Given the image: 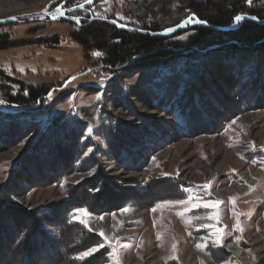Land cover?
Returning <instances> with one entry per match:
<instances>
[{
	"label": "rangeland",
	"instance_id": "1",
	"mask_svg": "<svg viewBox=\"0 0 264 264\" xmlns=\"http://www.w3.org/2000/svg\"><path fill=\"white\" fill-rule=\"evenodd\" d=\"M4 1L0 0V7L10 10L0 11V18L38 11L57 0H12L18 3L12 5H5ZM84 1L71 0L73 4ZM161 1L95 0L88 9L90 16L113 18L135 27L164 20L169 27L189 15L180 0ZM254 3L257 2L254 0ZM63 21L25 20L0 24V35L19 43L0 49V100L4 101L0 104V139L5 141V146L0 148L3 199L22 209L19 210L22 214L32 209L46 211L50 216L43 229L52 239H57L59 227L54 223L59 219L50 206H58L67 199L65 191L69 184L101 186V195L95 203L103 204L108 211L100 214L86 208L70 211L73 221L85 228L79 222L85 219L87 231L95 235L96 239L83 251L97 249L89 255L95 261L91 264H99L101 254L107 264H117V260L119 264H264V249L260 250L264 235L255 230L264 231V132L261 131L264 105H261L262 92L257 94L246 89L249 85L252 89L260 87V82L264 88V49L259 48L256 53L255 50L217 51L212 53L211 59L174 60L146 69L115 72L100 65L102 55H93L99 51L84 50L74 41L71 33L77 30L76 25ZM192 33L186 30L175 39L185 41ZM208 50L214 51L212 47ZM230 58H235L234 62ZM233 63L239 65L237 76L233 73ZM255 76L258 85L251 81ZM161 83L174 93L184 91L190 97L184 103L193 104L181 106V112L176 109L173 113L172 108L165 110L162 103L154 104L151 95L154 98L157 95L149 85L159 87ZM28 86H46L50 90L43 101L34 104H15V107L6 102L8 95L24 94ZM239 94L247 95L253 107L244 108ZM165 97L158 101L164 102ZM64 112L85 123L84 138H90L91 145L88 144L81 155L73 153L72 149L77 151L73 138L66 140V147L61 149L54 139L55 130L61 136L63 125L68 124V121L56 123L58 114ZM12 117L15 120L4 122ZM230 141H233L231 147L225 145ZM180 145L185 147L184 155L189 156V160L179 166L188 167L184 171H176L171 164ZM197 146L204 149V153L198 154ZM120 148L123 151L118 158ZM97 150L92 157L91 153ZM221 152L231 153V160L229 158L227 167L222 169L219 168ZM29 154L31 157L25 156ZM17 160L22 161L16 171ZM62 171L71 173L55 184L56 172ZM50 175L48 182L41 181V177ZM169 179L174 183L172 189L161 190L164 181L172 185ZM171 191L180 196L176 197L178 199L183 195L194 197L198 192L202 194L201 204L222 201L215 207H207L206 215H201L224 230L222 244L212 242V230L200 226L203 219L191 220L194 226L189 225L187 232L185 228L181 231L182 223L196 216L195 210H187L191 203L166 204V201L176 200H159L162 193ZM75 193L79 196L82 191L75 190ZM137 194L139 204L132 200ZM126 201L131 202L124 204ZM143 202L150 205L143 207ZM77 209L87 210L88 215L76 212ZM122 209L128 211L122 212ZM165 211L171 215L162 216L161 225L150 221V217L158 219ZM178 212L184 217L178 216ZM216 215L219 223L207 218ZM237 216L243 231L235 227ZM22 221L24 219L18 224ZM4 230L6 235L11 232L7 226ZM251 238L260 243L250 246ZM161 240V246L167 245L162 247L166 257H154L155 252L160 253L161 246L156 242ZM1 243L0 264H20L22 261L11 260L10 244L8 248L3 240ZM114 247L116 252H113ZM35 248V245L30 246L28 264L55 262L54 254L49 252L35 262ZM18 251L19 257L24 250ZM215 253L219 259L213 257Z\"/></svg>",
	"mask_w": 264,
	"mask_h": 264
},
{
	"label": "trees",
	"instance_id": "2",
	"mask_svg": "<svg viewBox=\"0 0 264 264\" xmlns=\"http://www.w3.org/2000/svg\"><path fill=\"white\" fill-rule=\"evenodd\" d=\"M180 1L184 3L185 8L189 12V14L196 15L198 19L204 20L208 24L229 25L233 23L235 17L238 15L252 16L259 21L264 20V0H255L257 2L256 4L254 3V0H252L251 3H248V0ZM164 2V0L161 1V3ZM168 4L170 5V3ZM166 21L167 20H164L161 23H151L147 24L146 26H137L138 29L140 28L142 30H147V32H139L137 30L126 31L107 22L87 19L83 21L80 26H77L76 31L71 33V38L79 43L84 50H97L101 52L102 57L100 58V65H102L109 71L115 72H119L122 70L129 71L136 69H146L149 67L168 64L174 60H206V58L211 59L213 57L212 53L217 51L219 52L235 50L236 52H249L255 50L256 53L257 51H259V48H262V50L264 49V22L258 23L254 20L244 19L236 29L227 31H222L204 25L196 26L189 29L193 33L189 35V37L185 41L177 40L175 38L183 34L186 30L176 32L170 37L157 36L150 33L160 31L165 27H168L166 26V24H164V22ZM177 22H179V20ZM175 23H173L172 25H174ZM129 25L133 26V24ZM17 44L19 43L11 41L5 36L0 35V49L10 48ZM211 47L214 51L208 50ZM205 49L209 52L204 51L203 53L202 51ZM230 59L231 62H234L235 58ZM233 65V73L237 76V68L239 67V65H236L234 63ZM256 79L257 78L255 76V78H252L251 81L255 82V85H258ZM166 82L168 81L165 80V83ZM163 85L164 83H161L159 87H156L153 84L149 85V88L154 92L155 95H157V98H154V96L150 94L151 97H153L154 104L162 103V105H165V110L169 111V109L171 110L172 108V113L176 112V109H178V112H181V106L188 107L189 105L193 104L188 102L184 103L185 99L190 98L185 95L184 91L174 93L171 88H167ZM258 86L260 87H255L254 89H252L250 85L249 87L245 88L250 89L255 93L257 92V94L259 92H262L261 105H264V88L261 85V82ZM49 90L50 88L46 86H28L24 94L17 93L16 95H8L7 97L9 99H7L6 102L12 106H14L15 104H34L37 101H43ZM173 93L174 95L172 96L174 97H171V99L169 100L171 94ZM257 94H255L254 100ZM164 96H166L164 102L158 101V99ZM237 96L239 97V99L244 101V108L253 107L252 103H249L248 97H245L247 95L241 96L239 94ZM189 101L191 102V100ZM233 111H236V109L232 110V112ZM65 113L66 112L61 115L58 114V116L56 117L58 118L56 123H59V121L61 123L68 121V124L63 125L61 136L55 130L54 139H56V144H59L61 149L62 146H65L64 143L66 140L73 138L74 146L76 142L75 147L77 148L76 152L74 151V149H72L73 153L81 155L85 152V148L88 147V144L91 145V139L84 138V132L86 129L85 123H83L81 120L76 119V117H73V115H67ZM108 116L109 115L106 114V117ZM13 120H15V118L12 117L10 119H5L4 122H12ZM54 128L55 127H53V129ZM59 136L61 137V139ZM3 143H5V141L0 139V148L5 146L3 145ZM122 151L123 149L120 148L118 151V158L120 157ZM32 152L33 151L31 150V153ZM97 152L98 150L96 152L93 151L91 153V156H96L94 154H97ZM25 156L31 157V154ZM17 161V165H14L16 171L19 169L22 160ZM67 168L68 165L64 170H66ZM16 171L14 170V174ZM56 173L57 178L54 182L55 184L58 183L61 177H65L66 175L68 176L71 172L69 173V171H62ZM50 177L51 175L41 177L40 179L42 182H45V180L48 182L50 180ZM14 184L16 186L15 181ZM161 184V190L164 191H168L174 186V183L171 182L172 185H170L168 181H164ZM154 187L155 185L152 186L153 189ZM75 190L82 191V194L78 196V194L75 193ZM101 192L102 188L97 184L93 187H89L86 183L84 185H79V183L69 184L65 191L67 199L60 201L58 206L53 203V206H50L52 207V209L50 210H52L55 217L59 219L56 224L54 223V225H57L59 227V237L57 239H52L43 229V227L48 224L47 220L50 216L46 213V211H42L40 209L35 211L34 209H32L28 210V215L22 214V212L19 211L22 209L15 208L17 206L12 204L10 205L8 201L6 202L3 199V193H1L0 190V202H2L0 203V243L3 240L6 247H8V245L10 244V248L8 247V252L11 255V260H14V262L17 263L22 261L24 264H28V253L30 252V246L35 245L36 251L34 253L35 258L33 259H35V262L37 261V263L38 259H41L46 255V253H50L54 254L55 256V262L53 264H91V262L94 261V257L91 258V256H89L82 260L76 259L75 255L83 253V251L90 246L92 239L95 238V235H91L89 233L90 231H87L86 227L84 228L77 221H73L72 214L70 215V211L73 208H86L89 212L94 214H100L108 211L109 209L103 208V204L101 205L95 203V201L98 200V197H100ZM176 195H174V192L172 191L164 192L160 195L159 200H181L178 199L180 196ZM182 197L184 198V195ZM140 198L143 199V195H140ZM132 200H137L138 202H136V204H139L140 199H138V194L137 197H134V199ZM127 202L128 201L124 202V204H127ZM141 205H143V207H148L150 203ZM20 219H24L21 225L18 224ZM5 226H7L8 229H11L9 235L5 234ZM54 245L60 248L56 250L55 247H53ZM2 247H4L3 244ZM20 249H23L24 252H22L21 256L18 257V250ZM42 254L44 255L41 256ZM61 256L63 258H61ZM100 256L101 257L99 259V264H107L106 260L104 259V255L101 254ZM218 256L219 255L216 253L213 254V257H215V259H219L220 257Z\"/></svg>",
	"mask_w": 264,
	"mask_h": 264
},
{
	"label": "bare ground",
	"instance_id": "3",
	"mask_svg": "<svg viewBox=\"0 0 264 264\" xmlns=\"http://www.w3.org/2000/svg\"><path fill=\"white\" fill-rule=\"evenodd\" d=\"M9 1H12V0H6V1H4V2H6V4L5 5H12V4H18V3H14L13 1V3L11 2H9ZM3 2V3H4ZM0 5H1V3H0ZM5 5H3V6H5ZM16 6V5H15ZM49 7V6H48ZM48 9V8H47ZM70 9V8H69ZM4 10H10L8 7H7V9L4 7H0V11H4ZM49 11V10H48ZM55 13H54V15H55V17L57 18V20H69V21H76L77 22V20H75V19H80L79 17H73V16H67V15H60V14H63V12L64 13H66V12H70V11H74V10H65V11H59L58 9H54L53 10ZM1 13V12H0ZM239 16H242L243 17V19L241 20V21H239L238 23H241L244 19H247V20H250L249 18H252V16H243V15H239ZM62 17H66L67 19H64V18H62ZM253 18H255V17H253ZM256 19V18H255ZM234 21H235V19H234ZM233 21V22H234ZM262 21H264V20H262ZM256 22H258V23H262L261 21H259V20H257ZM172 26V25H171ZM132 27H134V26H132ZM134 28H136V27H134ZM136 30H142V29H138V28H136ZM172 36V35H171ZM168 37H170V36H168ZM261 131H262V133L264 132V127L263 128H261ZM260 133V132H259ZM264 134V133H263ZM238 139H239V137H238ZM263 139H264V137H263ZM235 142V141H234ZM232 143H233V141H230V143H226L225 145H227L228 147H231L232 146ZM178 151L174 154V156L172 157V159H171V164L174 166V168H175V170L176 171H184L185 169H187L188 167H185L184 169H182V168H180L179 166L182 164V163H184V162H186V161H188L189 160V156H187V155H184L185 154V147L184 146H182V145H180V146H178ZM209 149V148H208ZM197 151L199 150V152H197L198 154L200 153V152H202V153H204L203 152V150L204 149H202L201 147H199V146H197V149H196ZM211 150V149H210ZM179 152L181 153V157L179 156L180 154H179ZM179 154V155H178ZM221 155H222V157H221V159H222V162H221V166L219 167L220 169H222L224 166H225V168L227 167V164L228 163H226V161L228 160L229 161V158H230V160H231V153H229V152H221ZM180 157V159H178L177 157ZM167 159V158H166ZM164 160V159H163ZM176 162V163H175ZM162 163V162H161ZM237 164V166H238V163H236ZM184 183H186V184H191V185H196V184H192V183H188V182H184ZM197 192V191H196ZM224 192H225V190H224ZM231 191H226L225 193H230ZM149 193V192H148ZM150 194V193H149ZM148 194V195H149ZM187 194V193H186ZM188 194H189V192H188ZM202 194H199L198 192H197V194L196 195H194V197L193 196H191V195H185L184 196V198H182L181 200H187L188 199V197L189 196H191L192 198H193V203H199L200 202V200L202 199V196H201ZM209 196V195H208ZM197 198H199V200H197ZM142 204H145V202H143ZM192 205V204H191ZM192 207V206H191ZM191 207H189V208H191ZM203 208V209H202ZM151 209V208H150ZM168 209V208H167ZM196 209H198V210H196ZM204 209H206L205 207H203V206H200V207H193V208H191V211L190 212H193L194 210H195V212H194V214L196 215V216H200V217H202V216H205L206 214H204V213H207L208 211H204ZM169 213V212H168ZM168 213H166V211H165V213H162V215L161 216H158L159 218L158 219H155V218H152V217H150V221L152 222V223H157V224H160L161 225V223L163 222V217L162 216H166L167 217V215H168ZM170 215H171V213H169ZM202 215V216H201ZM211 215V214H210ZM209 215V216H210ZM208 216V217H209ZM173 218V217H172ZM259 217H257V219H258ZM260 219V218H259ZM183 222V221H182ZM194 221H191V223L190 224H188V223H186V222H183L182 223V227H181V231L183 230V228H185V232H187L188 230L186 229L189 225L190 226H194V223H193ZM201 225L200 226H202V225H206V224H212L211 222H210V220H205V219H203L202 220V222L200 223ZM204 228V227H203ZM156 230V229H155ZM205 230H207V229H205ZM255 230L259 233V234H262V235H264V231H260L259 229H257V228H255ZM251 240H252V243H250V246H257L259 243H260V240H257V239H253V238H251ZM162 241V240H161ZM157 244H158V246L161 244V243H163V241L162 242H156ZM157 246V245H156ZM161 246V245H160ZM165 248V247H167V245H164V246H161L159 249H158V251L160 252L159 254H157L156 252L154 253V257H159V258H163V257H166L165 256V251L163 250V248ZM230 248H232V249H234V246L233 245H230ZM262 249H264V242H263V245H262V248L260 249V250H262ZM184 250V249H183ZM184 251H186V250H184ZM224 251H226V250H224ZM188 252V251H187ZM236 253H238V252H236ZM188 254H191V255H195V256H197L198 254L197 253H188ZM167 263V262H166ZM156 264H161V262H158V263H156Z\"/></svg>",
	"mask_w": 264,
	"mask_h": 264
},
{
	"label": "water",
	"instance_id": "4",
	"mask_svg": "<svg viewBox=\"0 0 264 264\" xmlns=\"http://www.w3.org/2000/svg\"><path fill=\"white\" fill-rule=\"evenodd\" d=\"M94 1L95 0H91V3H88L86 0L80 4H77L73 7H71L70 9H67V10H81V9L85 8L86 6L91 5ZM50 5H51V2L47 6H45L44 8H42L41 10H38V11L2 17V18H0V24L17 22V21H25V20H46V19H48L50 21L57 20L55 15H52L51 11H48V9H47L48 6H50ZM62 18L67 19L66 17H62ZM90 19L107 22V23H110L112 25H115L116 27H118L120 29H124L126 31H135L136 30V28L132 27V25L122 23V22H120L116 19H113V18L91 17ZM249 19L257 21V19H255L253 17L249 18ZM75 20H77V22L79 21V19H75ZM198 20H200V19H198L196 15L190 14L187 17H185L183 20H181L180 22H178L172 26L165 27L164 29H162L160 31L150 32V33L153 35H157V36L168 37V36L173 35L176 32L189 30L193 27L201 26V25L213 27L215 29H219L222 31H227V30L236 29L240 24L236 21H234L233 23H231L229 25H214V24H208V23L201 24V23L196 22ZM261 22L263 23L264 21H261ZM137 31L147 32V30H137ZM215 47H213V48H215Z\"/></svg>",
	"mask_w": 264,
	"mask_h": 264
},
{
	"label": "snow or ice",
	"instance_id": "5",
	"mask_svg": "<svg viewBox=\"0 0 264 264\" xmlns=\"http://www.w3.org/2000/svg\"><path fill=\"white\" fill-rule=\"evenodd\" d=\"M87 2H88V3H91V0H87ZM251 2H252V0H248V3H251ZM190 19H191V18H190ZM242 19H243V17H242V16H239V15L235 17V21H236V22H239V21H241ZM196 22L201 23V24H205V23H207V22L204 21V20H198V21H196ZM93 55L100 56V55H102V53L96 52V53H93ZM2 103H4V101L0 100V104H2ZM205 187H208V185H205ZM185 191H188V190L185 189ZM232 199H233V203H235V198H232ZM197 200H199V198H197ZM165 203H166V204H181V205H187V204H190V203H191V204H192V207H200V206H203V207L207 208V207H215L216 205L222 203V201H216L214 204H211V205L208 204V203H203V204L198 203V202H197V203H193V198H192L191 196H189L187 200L166 201ZM157 207H159V205H158ZM187 210H188V211H191L190 208L187 209ZM121 211H122V212H127L128 209H122ZM153 211H155V209H153ZM76 212H78V213H82V214H84L85 216L88 215L87 210H85V209H77ZM177 215H178V216H181V218L184 217V214H183L182 212H178ZM241 215H242V214H241ZM203 218H204V217L193 216V217H190L189 219H187L185 222L188 223V224H190V223H191V220H193V219H203ZM207 218H208V219H214V220H216L217 223H219V220H220V218H219L218 215H216V216H211V217H207ZM79 222H80L81 224H84L85 227H87V222H86L85 219H80ZM201 227L209 228V229L212 230V231H211V236H212V238H213V239H212V242H213L214 244H216V245H220V244H222V242H223L222 237H223V233H224V230H223V229H221V228H217V227H216L215 225H213V224H206V225H202ZM235 227L238 228L240 231H243V229L240 227L239 217H238V216H237V223H236ZM100 234H101V235H104L103 232H101ZM105 240L108 241V237H107V236H105ZM116 244H117V246L119 245V238H117V240H116ZM100 247H103V245H100ZM198 247H206V245H198ZM175 248H176V245L173 244V250H174V251H175ZM96 250H97L96 248H93V249H90V250H88V251H85V252L79 254V255L76 257V259H84L85 257L89 256L92 252H94V251H96ZM113 252H116V248H115V247L113 248ZM112 254H113V253H109V255H112ZM117 264H119V261H118V260H117Z\"/></svg>",
	"mask_w": 264,
	"mask_h": 264
},
{
	"label": "flooded vegetation",
	"instance_id": "6",
	"mask_svg": "<svg viewBox=\"0 0 264 264\" xmlns=\"http://www.w3.org/2000/svg\"><path fill=\"white\" fill-rule=\"evenodd\" d=\"M72 4L73 3L71 2V0H57L53 4H51L49 8H50V10H52L51 14L54 15V13H55L53 11L54 9H58L59 11H65V10L69 9L70 7L77 5L79 3H74L73 5ZM90 6H86L85 9L77 10L75 12L70 11V12H66V13L63 12V14H60V15H64V16L67 15V16L79 17L80 19L78 22H76V21H63V20L62 21L63 22H69L70 24L76 25V27L80 26L83 21L90 19L92 17L89 15L90 10L88 8Z\"/></svg>",
	"mask_w": 264,
	"mask_h": 264
}]
</instances>
